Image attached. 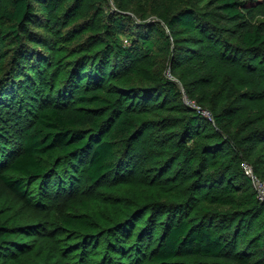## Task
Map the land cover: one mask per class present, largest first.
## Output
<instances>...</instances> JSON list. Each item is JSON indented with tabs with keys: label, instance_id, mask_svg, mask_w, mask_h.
<instances>
[{
	"label": "rangeland",
	"instance_id": "obj_1",
	"mask_svg": "<svg viewBox=\"0 0 264 264\" xmlns=\"http://www.w3.org/2000/svg\"><path fill=\"white\" fill-rule=\"evenodd\" d=\"M2 1L0 10L5 11L11 0ZM220 1L82 0L80 14L59 30L57 37L47 38L45 46L32 44L27 48L28 57L21 72L27 66H36L39 77L23 76L25 81L19 80V88L6 90L4 96L0 93V177L6 173L5 162L21 148L32 109L37 110L36 88L44 86L46 90L50 86L53 89L63 84L79 60L89 62L91 59L95 64H102L106 61L101 57L104 50L114 52L117 49L113 44L115 36L124 46L128 45L125 36L116 33L113 27L117 16H123L131 31L144 33V27L154 25L164 37L151 36L153 53L130 69L100 72L95 68L92 73L88 69L82 74L97 79L102 91L117 87L125 104L139 100L140 132L133 141L127 169L120 172L119 177L98 184L89 182L83 173L77 172L74 186L64 196L48 199L33 198L37 185L30 186L32 198L28 201L0 186V224L7 225L11 235L10 246L0 249V264H155L150 260L151 251L165 239L166 225L173 227L181 219L193 224L201 219L210 222L209 218L202 217L203 212L211 219L219 215L237 218L249 209L250 213L244 215L250 231L238 239L236 250L253 245L255 232L264 220L263 215L257 217L251 212L253 185L242 184L235 189L230 206L214 205L209 191L194 194L191 187L197 177L184 175L181 169L186 162L173 151L188 115L185 108L200 111L210 122L212 115L223 113L224 120L216 126L217 133L210 125L204 127L199 135L204 132L208 135L203 138L190 136L193 142L186 146L197 160L205 161L207 173H214L226 160L219 158L218 151L204 155L202 148L219 141V137L230 139L252 175L264 184V96L261 99L252 96L264 95V59L250 61L251 67L233 65L228 68L225 64L228 60L214 52L219 48L216 43L205 40L200 32L184 34L178 27L170 29L167 26L170 18L184 8L214 16ZM263 19L256 13L253 22H264ZM214 25L225 27L216 21ZM6 45L0 48V54L6 55L5 61L12 57V48ZM35 52L39 53L43 68L35 63ZM80 79L73 85L79 83L82 88L86 80ZM167 81L181 93L180 99L171 98L162 86ZM10 91L13 97L9 96ZM71 91L72 98L68 96L62 107L67 113H76L78 106L72 99L80 91L74 88ZM159 131L161 136L157 137ZM255 131L260 133L255 135ZM163 142L170 143L163 152H158L156 146L157 149L152 148L154 143ZM197 167L195 165L192 170ZM70 218L84 219L93 227L94 235L84 236L81 230L68 228L64 222ZM123 232L125 234L119 237ZM123 244L127 251H123ZM249 259L241 262L253 264L254 258ZM169 264L229 263L177 256Z\"/></svg>",
	"mask_w": 264,
	"mask_h": 264
},
{
	"label": "trees",
	"instance_id": "obj_2",
	"mask_svg": "<svg viewBox=\"0 0 264 264\" xmlns=\"http://www.w3.org/2000/svg\"><path fill=\"white\" fill-rule=\"evenodd\" d=\"M2 2L0 0V9ZM81 2L82 0H11L5 11L0 10V48H6V44L12 48V57L7 61L6 55L0 54L2 96L8 89L19 88V80L25 81L23 76L33 77L34 74L37 77L36 66L24 67V71L21 72L22 64L28 57L27 48L32 44L45 46L47 38L57 37L59 30L65 28L70 20L80 14ZM217 9L218 13L210 16L191 8H184L170 18L167 26L170 29L178 27L184 34L200 32L205 40L216 43L219 48L214 49V52L216 56L228 60L225 62L228 68L233 65L248 67L252 63L250 61L264 59V22H253L256 13H260L264 18V0H222L218 3ZM214 21L224 24V29L216 27ZM113 27L116 33L125 36L127 46L115 36L113 44L117 49L114 52L104 50L101 57L106 61L102 64H95L90 61L91 59L89 62L79 60L63 84L59 83L53 89L48 86V91L44 90V86L36 88L39 100L37 110L32 109L30 126L28 124L25 130L21 148L9 159L10 161L5 162L6 173L0 177V186L5 190L12 191L28 201L32 198L30 186L37 185L33 198L36 200L42 196L48 199L64 196L74 186L77 172L83 173L89 182L98 184L119 177L120 172L127 169L132 157L133 141L140 132V123L137 120L140 112V109H137L139 100L125 104L117 93V87L102 91L96 82L97 79L90 77V74L89 76L82 74L88 69H91L92 73L95 68L100 72L108 69L114 71L121 68L130 69L153 53L154 44L151 36L160 39L164 37L162 31L154 25L144 27L146 30L144 33L139 30L131 31L123 16L114 19ZM165 43L170 48L167 39ZM33 55L35 63L43 68L39 53L35 52ZM81 76L83 77L80 79ZM77 79L86 80L82 88L79 83L73 85ZM162 86L174 100L181 98V93L170 81ZM72 88L80 91L72 99L78 106L76 109L78 112L67 113L62 107V102L67 101L68 96L72 98ZM10 93L12 94L9 96L13 97V92ZM186 96L190 97L187 92ZM252 96L253 99H261L264 95L257 93ZM185 110L188 115L178 133V143L173 145L174 153H178L186 162L185 168L181 170L185 176L197 177L191 187L195 195L209 191L212 194L210 198L212 204L230 206L235 189L242 184L247 186L251 184L250 178L246 177L241 169L244 160L235 143L219 137V141L212 145L203 146L204 155L218 151L219 158L226 160L214 173H207L205 161L197 160L193 151L186 146L187 143L193 142L190 141V136L197 135L203 138L208 135L206 132L199 135L204 127L210 125L217 133L216 126L224 120V114L212 115L213 121L210 122L198 110L192 108ZM254 133L256 135L260 131ZM159 136L160 131L157 134V137ZM181 139L185 142H181ZM169 144L154 143L152 148L158 147V152L159 150L163 152ZM195 165L198 166L197 169L192 170ZM252 202L251 212L257 217L263 215L264 218V202H259L253 191ZM248 210L245 213H250ZM245 213L237 218L219 215L211 219L209 214L203 212L202 217L209 218L210 222L201 219L193 224L188 219H181L177 220L173 227H168L167 224L163 232V237H166L152 249L153 256L150 260L155 264H169L177 256H193L229 264H243L241 261L252 257L253 264H264V220L255 232L253 245L236 250L238 239L250 231ZM64 223L70 229L81 230L84 236L94 235L93 227L82 218H70ZM9 230L7 225L0 224V249L5 250L10 246ZM124 234L125 232L118 236ZM121 247L123 251H127L124 244ZM130 251L131 248L128 249L129 253Z\"/></svg>",
	"mask_w": 264,
	"mask_h": 264
},
{
	"label": "built area",
	"instance_id": "obj_3",
	"mask_svg": "<svg viewBox=\"0 0 264 264\" xmlns=\"http://www.w3.org/2000/svg\"><path fill=\"white\" fill-rule=\"evenodd\" d=\"M241 169L246 177L250 178L251 184L255 189L256 198L259 202H264V184L261 183L255 176L252 175L249 167L242 163Z\"/></svg>",
	"mask_w": 264,
	"mask_h": 264
}]
</instances>
